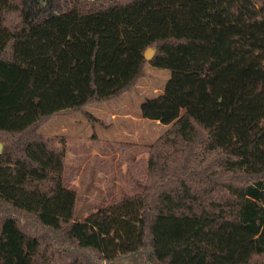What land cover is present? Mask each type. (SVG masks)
<instances>
[{
	"label": "trees",
	"instance_id": "obj_1",
	"mask_svg": "<svg viewBox=\"0 0 264 264\" xmlns=\"http://www.w3.org/2000/svg\"><path fill=\"white\" fill-rule=\"evenodd\" d=\"M148 63L171 76L141 107L168 125L146 177L78 214L40 130ZM0 141V264H264V0H0Z\"/></svg>",
	"mask_w": 264,
	"mask_h": 264
},
{
	"label": "rangeland",
	"instance_id": "obj_2",
	"mask_svg": "<svg viewBox=\"0 0 264 264\" xmlns=\"http://www.w3.org/2000/svg\"><path fill=\"white\" fill-rule=\"evenodd\" d=\"M231 6V2L224 1ZM245 17L252 16L246 13ZM239 21L226 14L223 27L240 32ZM171 70L150 63L139 84L120 97L87 106L85 112L60 115L41 132L63 138L67 148L65 179L78 191V214L86 215L116 196L138 191L146 177L148 146L168 125L141 115L147 97L161 94ZM87 113L95 116L89 119Z\"/></svg>",
	"mask_w": 264,
	"mask_h": 264
},
{
	"label": "water",
	"instance_id": "obj_3",
	"mask_svg": "<svg viewBox=\"0 0 264 264\" xmlns=\"http://www.w3.org/2000/svg\"><path fill=\"white\" fill-rule=\"evenodd\" d=\"M153 55H154V49L148 48L147 51L145 52V57L147 59H151ZM4 150H5V144L0 141V154L3 153Z\"/></svg>",
	"mask_w": 264,
	"mask_h": 264
}]
</instances>
